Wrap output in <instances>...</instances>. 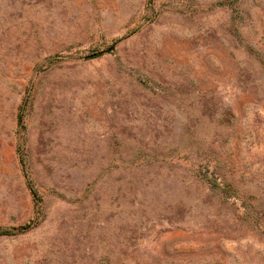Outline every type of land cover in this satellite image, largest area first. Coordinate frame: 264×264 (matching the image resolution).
Instances as JSON below:
<instances>
[{"label": "rangeland", "instance_id": "obj_1", "mask_svg": "<svg viewBox=\"0 0 264 264\" xmlns=\"http://www.w3.org/2000/svg\"><path fill=\"white\" fill-rule=\"evenodd\" d=\"M0 264H264V0H0Z\"/></svg>", "mask_w": 264, "mask_h": 264}, {"label": "trees", "instance_id": "obj_2", "mask_svg": "<svg viewBox=\"0 0 264 264\" xmlns=\"http://www.w3.org/2000/svg\"><path fill=\"white\" fill-rule=\"evenodd\" d=\"M10 231L6 230V231H0V233H9Z\"/></svg>", "mask_w": 264, "mask_h": 264}]
</instances>
